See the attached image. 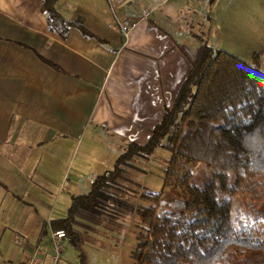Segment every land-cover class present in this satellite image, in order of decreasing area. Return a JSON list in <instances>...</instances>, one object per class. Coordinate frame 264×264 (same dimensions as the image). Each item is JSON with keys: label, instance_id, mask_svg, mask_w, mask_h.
Returning a JSON list of instances; mask_svg holds the SVG:
<instances>
[{"label": "crops", "instance_id": "0c3cea01", "mask_svg": "<svg viewBox=\"0 0 264 264\" xmlns=\"http://www.w3.org/2000/svg\"><path fill=\"white\" fill-rule=\"evenodd\" d=\"M111 2L57 0L61 16L80 17L92 34L70 28L61 38L47 30L40 0H0V264L48 241L77 143L86 141L79 168L87 147L99 157L114 149V158L125 143L146 141L189 70L192 35L247 63L257 52L264 72V0ZM123 21L135 22L126 35ZM74 186L67 198L81 193Z\"/></svg>", "mask_w": 264, "mask_h": 264}, {"label": "trees", "instance_id": "16d2710c", "mask_svg": "<svg viewBox=\"0 0 264 264\" xmlns=\"http://www.w3.org/2000/svg\"><path fill=\"white\" fill-rule=\"evenodd\" d=\"M56 1L40 0L47 30L65 38L75 28L92 37L80 17L61 16ZM189 64L146 141L125 143L86 192L70 195L65 216L50 221L78 251L95 227L113 230L123 216L135 214L140 225L133 264H264V72L258 53L247 63L203 42ZM156 147L169 154L160 186L139 187L132 176L136 161ZM135 185L143 203L126 197ZM234 199L246 214L232 211ZM46 232L42 228L38 240Z\"/></svg>", "mask_w": 264, "mask_h": 264}, {"label": "rangeland", "instance_id": "374dc122", "mask_svg": "<svg viewBox=\"0 0 264 264\" xmlns=\"http://www.w3.org/2000/svg\"><path fill=\"white\" fill-rule=\"evenodd\" d=\"M106 1H110L112 5L111 0ZM182 16L184 17L182 21L183 25L189 28L192 20L190 10L185 11ZM202 38L198 36L197 39L199 40H197L196 37L192 35V39L190 38L187 41L190 46H192V44L195 42L194 48L191 49V52L193 53L189 55L191 56V58L195 56L198 48L203 43ZM83 143H86V141L84 140L80 144L77 143L69 152V158L66 165L67 169L64 175L67 179L64 180L61 185H59L60 188L55 190L58 198L56 199V202L54 204V211L57 212L58 210L62 209L64 211L60 213L61 215L57 213V215L54 216H65L66 209L69 204V198H67L66 194L69 190H71V187H73L74 184L75 189L73 192H86L89 189L90 182L92 180V178L87 176L91 170H94L93 172H95V174H98L103 172L105 169L111 168L112 161L114 159V149L110 151L107 149L108 152H110L108 154L110 157H106L104 155H102V157H99L98 150L92 151V149L88 147L86 148L87 150H85L84 153L85 158H87V161H89V164L84 163L79 168L76 167L75 164L77 162V157L82 152V149L85 148ZM104 152H106V150ZM168 155L169 154L165 149L156 147L153 154L147 159L136 161L137 166H139L138 172L132 174V176L136 180V182L139 183V187L142 186L151 190H157L159 188L161 169L164 164V159H166ZM92 161H96V164L92 165ZM143 169L145 170V172H143ZM77 175L78 178H76ZM139 187L137 185L132 186V188L135 190V193L134 191L129 190L126 193V197H131V201L133 202L143 203L137 196L140 193L141 189ZM241 206L242 205L237 199H234L232 201L233 212L239 211L241 214H246L245 210ZM120 223L121 224L116 225L113 230L95 227L96 232L92 234V240L82 242L80 251H78L76 247H73L64 237V251L61 256V264H81V254L83 257V264H133L131 251L133 250L135 245V235L140 225L139 219L135 214H127L121 218ZM42 242L44 247H47L49 245L47 238H45Z\"/></svg>", "mask_w": 264, "mask_h": 264}, {"label": "built area", "instance_id": "2783aa9c", "mask_svg": "<svg viewBox=\"0 0 264 264\" xmlns=\"http://www.w3.org/2000/svg\"><path fill=\"white\" fill-rule=\"evenodd\" d=\"M135 26V22L123 21L119 23L122 35ZM65 233L62 229L49 230L47 247L40 244L33 245L22 257L18 264H61L63 254V239ZM13 241L17 244L24 242L22 237H14Z\"/></svg>", "mask_w": 264, "mask_h": 264}]
</instances>
